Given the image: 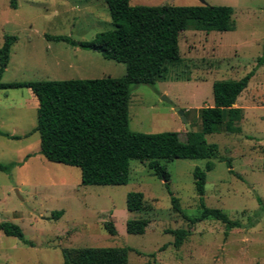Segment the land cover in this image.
I'll return each mask as SVG.
<instances>
[{
  "label": "rangeland",
  "instance_id": "rangeland-1",
  "mask_svg": "<svg viewBox=\"0 0 264 264\" xmlns=\"http://www.w3.org/2000/svg\"><path fill=\"white\" fill-rule=\"evenodd\" d=\"M233 9V30H185L179 35L181 61L170 66L169 76L180 80L154 85L132 84L128 125L132 131L188 130L176 108L188 110L190 130L198 131L197 109L213 104L212 83L237 79L264 57V0H204ZM131 5H197L199 0H129ZM103 0H0V46L4 35H15L2 82L120 77L125 64L99 52L47 39L69 36L94 41L111 30ZM30 89H0V222L17 224L29 245L0 230V264H63V249L128 246L127 264H264V58L235 105L243 112L238 133L205 135L195 159L161 161L169 173L172 195L182 213L196 216L199 196L193 169L205 171L204 203L249 227L233 228L205 219L191 224L171 206L170 196L148 169L147 161L130 160L129 181L122 185H82L75 166L50 162L39 153L36 125L38 102ZM163 96L169 101L163 99ZM35 99V98H34ZM13 136H17L14 138ZM225 159H229V172ZM143 193L146 209L129 211L126 194ZM259 197L260 201L257 200ZM62 211L55 219L56 211ZM147 220L142 234L126 232L128 219ZM111 221L116 234L104 227ZM183 228L187 235L175 247L169 229Z\"/></svg>",
  "mask_w": 264,
  "mask_h": 264
},
{
  "label": "trees",
  "instance_id": "trees-1",
  "mask_svg": "<svg viewBox=\"0 0 264 264\" xmlns=\"http://www.w3.org/2000/svg\"><path fill=\"white\" fill-rule=\"evenodd\" d=\"M108 7L114 28L96 34L94 41H75L69 36L48 35L47 39L63 41L71 46L99 52L104 58L125 64L120 77L63 80H29L2 82L1 76L9 61L15 35H4L0 46V89L28 88L36 97V125L31 132L39 135V153L48 161L78 167L82 185H122L129 181L130 160L147 161V167L163 181L173 210L191 224L212 219L224 225V234L233 228L249 227L231 219L219 208L204 203L205 169L195 167L193 178L199 196V213L185 216L178 198L172 195L169 173L161 161L177 158L195 159L200 146L206 144L205 135L238 133L242 109L235 105L237 97L247 87L257 66L237 79H221L212 83L213 104L197 109L200 118L198 131L187 130L184 137L178 131L139 132L128 125V105L132 84L154 85L158 81L180 80L169 76L170 66L181 61L179 35L185 30L225 32L234 29L233 9L227 5H131L129 0H103ZM12 9L17 0H9ZM187 117L188 110H183ZM17 138V136H13ZM230 173L229 159H225ZM15 163L0 164L7 171ZM257 200L260 201L259 197ZM129 211L145 210L143 193L126 194ZM62 211H56L57 219ZM147 220L128 219L125 227L130 234H142ZM109 234L116 229L111 221L104 223ZM0 230L26 244L21 228L8 220L0 222ZM174 246L179 247L187 235L183 228L169 229ZM128 246L82 247L63 249V264H127Z\"/></svg>",
  "mask_w": 264,
  "mask_h": 264
},
{
  "label": "water",
  "instance_id": "water-1",
  "mask_svg": "<svg viewBox=\"0 0 264 264\" xmlns=\"http://www.w3.org/2000/svg\"><path fill=\"white\" fill-rule=\"evenodd\" d=\"M202 4H205L206 2L204 0H199ZM163 99L168 101L164 96ZM169 102V101H168ZM176 112L179 115V117L181 118V120L186 124L187 129L190 130V126L188 124V120L187 117L185 116L183 110L176 108Z\"/></svg>",
  "mask_w": 264,
  "mask_h": 264
},
{
  "label": "crops",
  "instance_id": "crops-1",
  "mask_svg": "<svg viewBox=\"0 0 264 264\" xmlns=\"http://www.w3.org/2000/svg\"><path fill=\"white\" fill-rule=\"evenodd\" d=\"M253 76H254V75H253ZM253 76H252V77H253ZM252 77H251V78H252ZM29 94H30V96H29V97H30L29 101H31V102H33V103H36V100H37V99H36V97L33 95V93L31 92V90H30V93H29ZM34 98H35V99H34Z\"/></svg>",
  "mask_w": 264,
  "mask_h": 264
}]
</instances>
